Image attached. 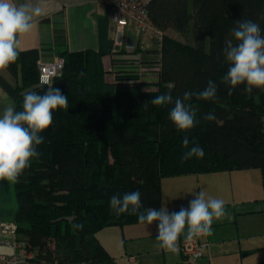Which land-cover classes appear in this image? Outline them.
Segmentation results:
<instances>
[{
    "label": "trees",
    "instance_id": "obj_1",
    "mask_svg": "<svg viewBox=\"0 0 264 264\" xmlns=\"http://www.w3.org/2000/svg\"><path fill=\"white\" fill-rule=\"evenodd\" d=\"M262 14L264 0H152L150 18L166 33L159 59L148 64L136 52H116L112 83L103 55L90 49H62L64 69L47 85L40 82L39 48L18 50L13 63L0 67V87L18 110L28 91L43 94L52 87L68 98L42 133L39 159L14 182V220L32 246L33 264H117L96 233L139 222L110 210L113 194L139 190L145 208L159 209L166 177L260 168L264 184V90L248 93L241 84L229 95L220 82L230 30L239 19L264 27ZM171 29L187 41L171 36ZM148 69L158 72L157 81L142 79ZM209 78L218 83L217 101H194V107L197 120L214 111L215 122L179 133L168 120L170 106H144L169 88L174 98L186 89L199 91ZM185 135L204 148L203 159L181 161Z\"/></svg>",
    "mask_w": 264,
    "mask_h": 264
},
{
    "label": "clouds",
    "instance_id": "obj_2",
    "mask_svg": "<svg viewBox=\"0 0 264 264\" xmlns=\"http://www.w3.org/2000/svg\"><path fill=\"white\" fill-rule=\"evenodd\" d=\"M33 0H0V67L13 63L18 55V36L32 30L33 18L40 13ZM260 20L264 21V14ZM230 37L224 41L221 50L223 62L228 67L221 78L228 86V94L237 85H245V91L264 90V27L251 19H239L230 30ZM82 75V73H81ZM218 83L209 78L199 91L186 89L182 97H173L169 88L164 94L152 98V106H170L168 120L179 133H188L201 121L210 124L217 120L214 111L204 113L197 120L194 101L216 102ZM68 98L59 89L48 88L43 94L28 91L23 95L20 110L15 103L0 110V181L17 182L31 162L39 159L38 146L42 145V133L53 122V112L67 108ZM181 161L193 158L203 159L205 151L199 144H191L187 135L182 140ZM188 208L169 211L166 206L145 208L141 202L139 190L125 191L109 197L110 210L116 214H129L137 217L141 224L156 222V239L161 248L176 252L177 241L183 236L192 240L212 233L214 219L226 215L225 202L222 199L206 197L203 191L194 194ZM82 227V226H78Z\"/></svg>",
    "mask_w": 264,
    "mask_h": 264
},
{
    "label": "crops",
    "instance_id": "obj_3",
    "mask_svg": "<svg viewBox=\"0 0 264 264\" xmlns=\"http://www.w3.org/2000/svg\"><path fill=\"white\" fill-rule=\"evenodd\" d=\"M16 2L21 3L23 0ZM33 3L41 11L33 18L32 30L18 36V50L39 48L42 61L56 60L60 57L62 49L94 50L103 55V65L108 71L107 78L112 83L113 57L116 52H136V56L149 62L148 64H153L159 59L157 44L133 25L124 29L122 42L116 41L117 26L111 20L110 8L101 0H33ZM171 31L174 30H169L170 33ZM116 88L114 85L108 86L111 92L116 91ZM3 95L0 92V98L4 97ZM7 101L8 105L13 104L11 100ZM255 169L257 168L164 178L163 207L166 206L169 211H179L181 207L188 208L189 202L195 198L194 194L203 191L206 197L224 200L226 215L218 220L214 219L212 233L203 236L213 243L208 254L202 259L191 261L178 251L183 236L177 241V252L182 258L161 248L155 237L151 240L154 246L150 250L157 254L158 260L149 264H183L182 259L189 264H264V230L253 223L254 217L264 219L261 216L264 215V186L261 185L263 175L262 171ZM253 200L257 202L256 207H251ZM17 209L14 182L0 181V221L14 220ZM123 227H128V231L134 236L132 238L136 237L138 240L145 236L157 235L156 222L151 225L139 223ZM224 227H228L229 232H225ZM104 229L99 231L102 236L99 241L110 234L103 232L106 231ZM112 235L115 236V232ZM4 238L9 239L10 236L0 234V239ZM100 242L113 255L111 247ZM0 252L11 254L13 248L1 243ZM130 260L136 261L133 257ZM22 264L33 263L29 261Z\"/></svg>",
    "mask_w": 264,
    "mask_h": 264
},
{
    "label": "built area",
    "instance_id": "obj_4",
    "mask_svg": "<svg viewBox=\"0 0 264 264\" xmlns=\"http://www.w3.org/2000/svg\"><path fill=\"white\" fill-rule=\"evenodd\" d=\"M152 0H101L110 8L111 20L117 26L116 41L122 42L124 29L128 25L135 26L141 33L147 35L157 44V49L163 47L165 31L156 26L149 15V6ZM40 82L50 84L65 66V58L58 57L54 61H40ZM159 69V67H155ZM142 70H145L143 67ZM0 234L10 238L0 239V244L13 248V253L0 252V264H22L31 261L34 251L30 243L20 235L19 225L15 220L0 221ZM211 242L203 236L186 240L182 238L179 252L191 261H198L208 254Z\"/></svg>",
    "mask_w": 264,
    "mask_h": 264
},
{
    "label": "rangeland",
    "instance_id": "obj_5",
    "mask_svg": "<svg viewBox=\"0 0 264 264\" xmlns=\"http://www.w3.org/2000/svg\"><path fill=\"white\" fill-rule=\"evenodd\" d=\"M168 33L179 39L182 41H187V39L180 33H178L177 31H171V33L168 31ZM4 72V71H3ZM5 75H7V73L4 72ZM155 74V75H154ZM158 72L157 71H147L142 73V79L144 81H157L158 76H157ZM0 92H2L4 95V97L0 98V103H1V109H3L4 107H6L9 103V101L7 100H11L12 103H14L13 99H11L9 97V95L3 91V89L0 87ZM7 98V99H5ZM255 170H258V172H261L262 170L260 168H257ZM202 174H207V173H202ZM262 186L263 183H261ZM240 206L243 204H239ZM257 206V202L255 200L251 201V207H256ZM264 218V215H261ZM253 223L257 225V227H260L262 230H264V219H259L257 217H254L253 219ZM263 225V226H262ZM128 227H123V226H118V225H114L111 227H108L107 229H104L106 231L103 232H108L110 233L107 238H102V241L104 244H108L109 247H111L110 249L113 251V256L115 258V261L118 264H149V263H155L156 260H158V256L156 253H154L151 249V247H153L154 245L152 243H154L151 240H154L156 236H145L142 240H138L136 237H134L133 234H131V232L128 231L127 229ZM259 228V229H260ZM115 230V231H114ZM223 230L225 232H229V228L228 227H224ZM113 232H115V236L112 235ZM107 234V233H106ZM119 235V236H118ZM22 236V235H21ZM23 237V236H22ZM96 237L97 239H101V235L100 232L96 233ZM211 242V244L213 243L211 240H209ZM180 246V245H179ZM179 249V247H178ZM179 251V250H178ZM174 254H178V252H174ZM179 256V254H178ZM136 259V261H131V258ZM180 258H182V255L179 256ZM183 264H189L187 261H184L182 259Z\"/></svg>",
    "mask_w": 264,
    "mask_h": 264
}]
</instances>
